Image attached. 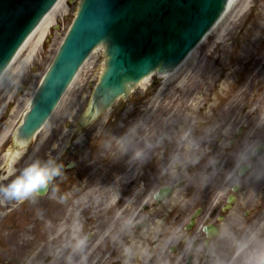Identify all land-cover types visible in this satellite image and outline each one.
Listing matches in <instances>:
<instances>
[{
	"label": "flooded vegetation",
	"instance_id": "obj_1",
	"mask_svg": "<svg viewBox=\"0 0 264 264\" xmlns=\"http://www.w3.org/2000/svg\"><path fill=\"white\" fill-rule=\"evenodd\" d=\"M239 72L236 123L206 120V101L194 121L182 112L168 126L156 121L160 105L149 98L148 113L142 101L133 105L143 117L130 134L111 129L112 142L102 130L93 146L67 137L58 152L50 142L43 158L29 144L0 186L37 160H53L61 171L42 195L18 200L0 193V264H251L264 254V233L250 228L264 209V64H240ZM131 99L117 105L113 123ZM225 104L231 110V96ZM12 140L0 143V152ZM93 205L100 218L86 220ZM105 206L112 210L103 212Z\"/></svg>",
	"mask_w": 264,
	"mask_h": 264
},
{
	"label": "rangeland",
	"instance_id": "obj_2",
	"mask_svg": "<svg viewBox=\"0 0 264 264\" xmlns=\"http://www.w3.org/2000/svg\"><path fill=\"white\" fill-rule=\"evenodd\" d=\"M251 1L248 0V3L250 4ZM77 2L78 0H66V14L59 17L50 27L47 36L35 49V54L29 66L21 74H16L0 86V110L4 107L0 114V120L3 118L2 113L5 107L11 104L10 114L3 125V133L7 134L26 110L31 94L54 57L72 21ZM244 3L245 0H238L234 12L241 8L240 11L236 13L233 19L229 18V20L223 22L222 26L220 25L216 30H212L204 38L195 50V57L192 58L193 63L189 61L188 64H185L183 71L176 79L162 81V78L152 77V80H148L133 91L130 96V99H132L124 103V106H126L124 114L117 118V122H112V116L117 111V105L122 103L121 101L101 116L96 123L85 130H79L76 125L88 104L90 94L104 64V50L99 49L94 52L84 63L53 113L52 117L55 116L54 121L51 122L50 117L47 124L37 135V140L34 141V148H36L34 155L40 158L46 156L49 152L50 142L56 143L55 150L58 152L60 147L64 145V139L67 136L76 137L77 142H85L87 139H91L90 146H93L100 143L96 137L99 136L101 130L109 142L113 141L111 139L112 128L120 137L124 136L125 131L130 134L133 127L138 125L136 121L141 120L143 117V113L139 108L136 109L133 105L142 101L148 113L149 98L154 99L160 105L158 109L155 108V110L161 112L157 115L156 121L167 122L168 126L173 125V119L182 115V112L183 120L186 122L194 121L195 110L206 101L209 102V107L206 109L205 119L209 122L216 126L220 125L219 122H238L239 105L237 100H239L241 90L238 86L240 64H264V0L259 1L250 21L246 19L247 7L242 11ZM29 48V46L26 47L19 54L12 69L20 66ZM150 84H152L151 88L149 87ZM153 86L156 87L157 92L153 90ZM228 95L231 96V110L225 104ZM131 112L134 116L128 119L129 125L125 127L126 116ZM120 118L122 121H119ZM104 148L106 150V148H110V145L106 143ZM99 149H101V146H99ZM74 206L75 208L72 209L73 220H78L81 215H79V210L76 209L78 206ZM91 207L85 208L86 220H91V217L94 220L100 218L98 205ZM104 208L103 212L104 210H112L106 206ZM47 215V209L41 208L40 216L46 217ZM103 217L106 220V215H103ZM59 220H64V217L62 216ZM65 220L69 219L65 218ZM252 227L255 234L264 231V209L259 211L257 219L250 225V228ZM74 228L73 233L79 232L76 224H74ZM44 250L47 252V248ZM55 258L58 260L59 257Z\"/></svg>",
	"mask_w": 264,
	"mask_h": 264
},
{
	"label": "water",
	"instance_id": "obj_3",
	"mask_svg": "<svg viewBox=\"0 0 264 264\" xmlns=\"http://www.w3.org/2000/svg\"><path fill=\"white\" fill-rule=\"evenodd\" d=\"M55 1L0 0V73ZM226 1L79 0L72 25L15 137L28 141L42 126L94 48L105 46V66L83 124L151 72L173 70L219 17Z\"/></svg>",
	"mask_w": 264,
	"mask_h": 264
},
{
	"label": "clouds",
	"instance_id": "obj_4",
	"mask_svg": "<svg viewBox=\"0 0 264 264\" xmlns=\"http://www.w3.org/2000/svg\"><path fill=\"white\" fill-rule=\"evenodd\" d=\"M28 146V141L24 138L13 137L12 145L0 152V170H3L4 176L0 179H6L13 176L17 169V161L23 156ZM61 166L53 160L33 162L24 168L20 175L6 186H0V193L10 199L22 200L35 192L37 189L46 186L55 176L59 175ZM83 241L80 245H83ZM251 264H264V254L258 255Z\"/></svg>",
	"mask_w": 264,
	"mask_h": 264
},
{
	"label": "bare ground",
	"instance_id": "obj_5",
	"mask_svg": "<svg viewBox=\"0 0 264 264\" xmlns=\"http://www.w3.org/2000/svg\"><path fill=\"white\" fill-rule=\"evenodd\" d=\"M237 2L238 0H229L225 12L223 13L222 17H220L218 22L214 25L213 30H216L220 25L222 26L223 22H225L226 20H229V18L233 19L236 16V13H238L241 9L240 8L236 12H234V8ZM247 2L248 0L247 1L245 0L243 9L247 7ZM65 6H66V0H59L58 4H55L54 8L47 14V17L43 18L42 23H39L36 30L31 33L29 38L26 40V42L22 46L21 50L17 53L13 62L3 72V75L0 77V86L6 81H8L10 78L15 76L16 74H21L22 71H25V68L29 66L31 59L33 55L35 54V49L37 48L39 43H41L44 37L47 36L48 30L50 29V27L59 19V17L66 14L67 10ZM28 46L30 48L27 52L25 59L22 61L19 67L12 69V66L15 60L19 57V54H21L22 51ZM99 49H103V46H100ZM99 49H95L94 52H96ZM195 50L189 54V56L186 58V60L183 63H181L180 67L177 70H174L173 72L168 73V75L162 76V80L163 81H171V80L173 81L174 79H176L179 76V74L183 71L185 64H188L189 61L190 63H193L192 58L195 57ZM94 52L89 55V58L94 54ZM146 80L147 79H145L143 82H146ZM181 83L182 81L180 82V84ZM2 110L3 108H1L0 113ZM54 119H55V116L51 117V122H53Z\"/></svg>",
	"mask_w": 264,
	"mask_h": 264
}]
</instances>
